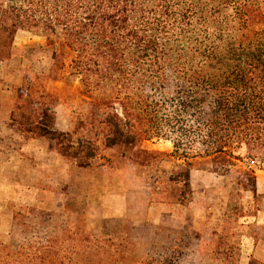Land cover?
I'll use <instances>...</instances> for the list:
<instances>
[{
  "label": "trees",
  "instance_id": "trees-1",
  "mask_svg": "<svg viewBox=\"0 0 264 264\" xmlns=\"http://www.w3.org/2000/svg\"><path fill=\"white\" fill-rule=\"evenodd\" d=\"M20 29L44 38L52 62L47 74L22 72L5 115L0 106V151L38 138L72 167L56 191L63 194L59 210L13 212L0 261L4 255L17 264H79L81 257L95 259L88 264H194L200 246L186 235L179 242L168 234L166 245L150 243L137 256L117 246L125 240L121 231L115 242L71 226L70 210L79 204L69 194L81 170L112 168L118 160L122 170L156 161L155 170L164 172L160 155L141 146L162 138L181 165L154 177V187L172 186L156 201L190 200L195 159L221 175L240 166L236 184L255 195V170L239 163L255 159L264 171V0H0V60L17 52ZM75 79L87 107L63 130L55 105ZM212 234L214 246H201L206 264H239L241 246L227 241L233 235ZM193 238L198 243L199 231ZM7 246L12 250L4 252ZM247 264L264 263L250 257Z\"/></svg>",
  "mask_w": 264,
  "mask_h": 264
},
{
  "label": "rangeland",
  "instance_id": "rangeland-1",
  "mask_svg": "<svg viewBox=\"0 0 264 264\" xmlns=\"http://www.w3.org/2000/svg\"><path fill=\"white\" fill-rule=\"evenodd\" d=\"M13 45L17 52L9 58L0 60V79L7 73H12L13 79L20 83L22 72L39 74L49 72L52 62L51 48L45 45L43 37L20 29L15 34ZM48 84L56 88L63 86L58 80H49ZM76 86L75 79L71 91L63 89L64 93L59 95L60 98L55 105L59 128L65 129L68 124L73 125L75 117L82 114L87 107L85 98ZM67 91L69 95L65 97ZM16 145L18 144L15 143ZM141 146L160 155L159 165L165 171L155 170L156 161L138 168L125 164V169L122 170L124 164L120 160L112 163V168L81 170L75 176L76 186L69 194L70 199L76 200L79 204L77 212L70 210L71 226L86 228L84 230L92 234H105L115 242L119 241L115 234L121 231L125 240L117 246H127V249L137 256L150 243H156V246L166 245L164 240L168 234H173L177 241L186 235L191 246H200L193 260L194 264L207 263L206 252L201 246H214L211 237L216 236L212 232L232 234L233 236L227 237V241L230 246H238V243L241 246L239 264H247L250 257L264 263V171L256 167L255 159L243 158L239 163L254 168L255 195L236 184L235 177L240 166L232 167L227 174L221 175L211 170L206 159H195L191 169L204 170L207 173L203 178L196 175L190 177L192 190L190 200L185 204H176L156 201L160 193L170 194L172 186L153 185L154 177L166 176L169 172H175L181 165L180 160L169 155L172 150L171 141L153 138L143 140ZM14 151H0V159L6 163V175L11 181L32 183L34 188L28 192L23 187L18 190L17 197L0 201V242L4 245H9L14 211H26L29 207L59 210L57 204L58 200L63 198V194L57 195L56 191L59 185L64 183L63 180L68 179V172L72 167L71 161L50 151L46 143L40 139L37 143L29 139L21 148L16 149L14 157L8 160ZM239 153L243 155L244 150H239ZM122 191L124 196L118 199L117 196L110 197L112 200H108L110 194H120ZM29 193L31 197L28 196ZM121 206L125 208V213L110 215L114 212L112 208ZM195 231H199L200 234L198 243H194ZM186 242L182 239L181 246ZM10 250L12 248L7 246L4 252ZM80 261L79 264L96 263L95 259L83 257ZM128 262L135 264L131 260ZM119 263L121 264V261ZM0 264L17 262L6 260L3 255Z\"/></svg>",
  "mask_w": 264,
  "mask_h": 264
},
{
  "label": "crops",
  "instance_id": "crops-1",
  "mask_svg": "<svg viewBox=\"0 0 264 264\" xmlns=\"http://www.w3.org/2000/svg\"><path fill=\"white\" fill-rule=\"evenodd\" d=\"M13 76L14 75H12V73H7L4 78L0 79V106H1V113L3 115H5L9 110L8 107L10 106V103H11V96H12V92H13V87H15L21 83V82L19 83L17 80H14ZM71 127H72V125L68 124V126L63 130L70 129ZM60 129H62V128H60ZM30 140L35 141L36 143H37V141H39L38 138H30ZM33 143L34 142H31V144H33ZM15 153H16V150L14 151V153L10 154L8 160H11L14 157ZM5 167H6L5 161L3 159H0V201H3L5 199H9V198L17 197L18 190H20L23 187H25L24 189L28 192L33 190L34 186L32 183L31 184H29V183L28 184H22V183H19L18 181H11V179L5 173ZM206 173L207 172H205L204 170L191 169L190 177L196 175L197 177L203 178V177H205ZM28 196L31 197L30 193ZM120 196H124L123 191L120 194H114V193L110 194L108 200L111 201L112 198H115V197L118 199ZM110 197H112V198H110ZM108 200H106V201H108ZM176 204H178V203H176ZM110 207H114V206H110ZM112 209H114L113 210L114 212L110 213V215H112V216L122 215L123 213H125V208H123L122 206H121V208L117 207V208H112Z\"/></svg>",
  "mask_w": 264,
  "mask_h": 264
}]
</instances>
